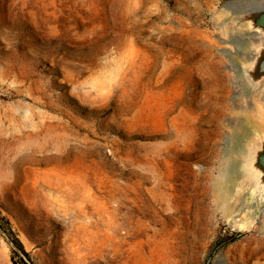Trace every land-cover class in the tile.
Masks as SVG:
<instances>
[{
  "label": "rangeland",
  "instance_id": "1",
  "mask_svg": "<svg viewBox=\"0 0 264 264\" xmlns=\"http://www.w3.org/2000/svg\"><path fill=\"white\" fill-rule=\"evenodd\" d=\"M230 1L0 0V264H264Z\"/></svg>",
  "mask_w": 264,
  "mask_h": 264
},
{
  "label": "water",
  "instance_id": "2",
  "mask_svg": "<svg viewBox=\"0 0 264 264\" xmlns=\"http://www.w3.org/2000/svg\"><path fill=\"white\" fill-rule=\"evenodd\" d=\"M226 21L238 27L226 53L228 70L242 102L240 126L232 151L230 183L243 210L264 216V121L256 99L264 104V0L229 8Z\"/></svg>",
  "mask_w": 264,
  "mask_h": 264
},
{
  "label": "trees",
  "instance_id": "3",
  "mask_svg": "<svg viewBox=\"0 0 264 264\" xmlns=\"http://www.w3.org/2000/svg\"><path fill=\"white\" fill-rule=\"evenodd\" d=\"M0 230L3 233H6V228L0 223ZM7 235V234H6ZM8 240L10 241L11 247H12V252L19 257V259L23 262L25 258H28L27 252L23 249L22 244L17 238H11L9 235L7 236Z\"/></svg>",
  "mask_w": 264,
  "mask_h": 264
},
{
  "label": "bare ground",
  "instance_id": "4",
  "mask_svg": "<svg viewBox=\"0 0 264 264\" xmlns=\"http://www.w3.org/2000/svg\"><path fill=\"white\" fill-rule=\"evenodd\" d=\"M260 1L261 0H233V1H230L229 3H227L226 7L236 8V7H241V6H245V5H248V4L249 5L250 4H256V3H259ZM231 84H232V88L234 90V95L239 97V95L237 94L236 88L234 86V82L232 81V77H231ZM241 111H242L241 108H238V112H241ZM235 200H238L241 203L240 196L239 197L236 196ZM156 259H158V255L157 254H156Z\"/></svg>",
  "mask_w": 264,
  "mask_h": 264
}]
</instances>
